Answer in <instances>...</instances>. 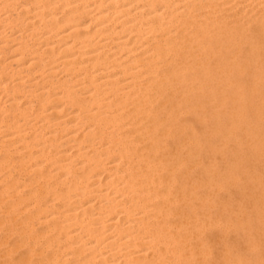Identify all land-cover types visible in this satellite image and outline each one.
<instances>
[{
    "label": "bare ground",
    "instance_id": "6f19581e",
    "mask_svg": "<svg viewBox=\"0 0 264 264\" xmlns=\"http://www.w3.org/2000/svg\"><path fill=\"white\" fill-rule=\"evenodd\" d=\"M263 111L264 0H0V264H254Z\"/></svg>",
    "mask_w": 264,
    "mask_h": 264
},
{
    "label": "rangeland",
    "instance_id": "374dc122",
    "mask_svg": "<svg viewBox=\"0 0 264 264\" xmlns=\"http://www.w3.org/2000/svg\"><path fill=\"white\" fill-rule=\"evenodd\" d=\"M262 120H257L256 123L260 130V136H259V144L256 145L257 148L254 150L252 157L253 161V171L255 175L261 179V186H262V196L261 194V188H258L255 190L254 200L251 207L245 206L246 211L250 212L253 216L252 226H253V241L255 242V246L251 251H244L243 246H239V250L241 252L248 253V256L251 257L254 264H264V155L263 149H264V111L261 114ZM232 135L227 134L225 136L226 143L228 145L229 151H233V147L231 145L232 141ZM236 234L234 232H230L228 237L230 240H238L240 243H242V240L244 237L239 236L236 237Z\"/></svg>",
    "mask_w": 264,
    "mask_h": 264
}]
</instances>
